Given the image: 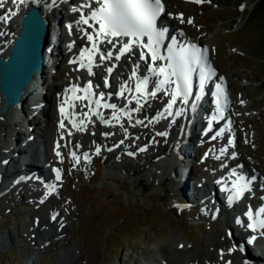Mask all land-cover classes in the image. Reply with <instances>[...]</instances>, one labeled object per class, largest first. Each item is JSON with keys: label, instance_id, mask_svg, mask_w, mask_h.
Returning a JSON list of instances; mask_svg holds the SVG:
<instances>
[{"label": "rangeland", "instance_id": "1", "mask_svg": "<svg viewBox=\"0 0 264 264\" xmlns=\"http://www.w3.org/2000/svg\"><path fill=\"white\" fill-rule=\"evenodd\" d=\"M216 1L219 3V8L211 7V11L209 13L204 11L202 18H200L197 14H201L203 11H199L197 7L189 6L186 8L185 5L171 3L170 5L172 8H169L170 5L168 0V14L172 13V15L175 16L176 12L174 9L181 8L187 13H196L195 15L198 17L195 18V23L207 24V28L210 29V34H208L207 38L211 39V43H216L219 46L218 65L228 74L231 78L230 80H232L233 84L236 86L234 87L232 85L234 90L233 95L238 98V103L242 102L243 109H253L249 112L250 117L254 112L261 111V114L255 116L251 121L254 125L250 124L249 128L252 134L255 133L254 130L256 128L255 138L250 139V143H252L251 150L253 151L252 154L256 153L261 159L262 168L264 170V81H262L264 79V16L260 17L259 15H253V17H251L252 15H250V12L256 0H244L245 2L241 3V6L245 7L243 12L235 7L239 0H224V3H221L220 0ZM240 12L242 15L236 17ZM232 24H234V26H232ZM225 30L230 32L226 33ZM61 37L63 38V35H61ZM65 43L60 47V56L56 57L55 64L53 65V67H56L57 76L49 74L47 80V83H55L54 85L56 86L60 85L59 83L64 86L62 83H65V86L62 89L60 88L62 92L61 98L56 99L59 102L57 106H54V99L47 101V96L53 93L55 94L56 92L59 94L60 92V89L57 90V88L53 87L45 99L46 108L48 107L51 109L52 105V108L56 109L57 130L58 125H61L60 123H68L67 113L64 112L62 116L60 111L61 107L59 106L60 103L62 105V102H65L63 96L65 95L67 87H70L67 86L66 83L69 82L71 85L73 81H75V75L77 80L80 78L79 74H76L73 69L66 68L69 53L65 48ZM47 70H51V68L47 67L46 71ZM98 70V74L89 81L91 82L92 90L101 89L99 81L102 80V78L99 74L101 73L100 71L104 73V70L102 68ZM116 70L114 71V81L107 79L108 84L113 86H116L115 82L119 84L118 77L122 78V75L118 74L121 73L118 72L120 70ZM47 72L49 73V71ZM104 81L103 79V86L105 84ZM54 97L55 96H52V98ZM160 100L159 98H155L152 105H158ZM50 111V114H53V111ZM94 111L99 112L105 120L110 118L108 116V111L105 109ZM46 113L49 114L47 110ZM46 113L39 112L40 116H35L34 118L35 123L32 121L30 122V125L35 126L33 135L41 128L39 122L43 123L41 125L42 127L45 125V120L48 122ZM146 116L148 117L149 115ZM97 118L96 115L91 116L89 123L80 129L84 139L93 141V139H90L95 137L93 134L102 130L104 134L107 133L108 136L111 137L117 134L122 138L125 133H128V136H126L125 139H120L118 143L110 141V143H117L113 144V147L110 146V143L108 144V148L105 147L103 157L106 158V162L104 161L101 165L96 179L94 178V180H92V178L89 177V175L92 174L91 168L83 169V166L86 164L85 162H83L84 165L82 168H79L76 164L68 167V165L65 166V163L68 161L70 165V160L59 162L56 157L50 158L49 155H52V153L46 151L44 152L45 156H43V154L41 156V158L46 161L43 170L47 174V180H45V182H51L56 176L55 171L51 169L53 166L52 163L57 168L61 169L62 176L64 177L67 176L68 167V175L71 177L67 180H70L69 182L59 181L60 183H55L58 186V191L56 190L57 187L54 186V190L51 192L50 190L44 191V187L42 186L44 182L42 179L38 180L39 187H34L29 184L26 186L19 185L18 191L15 190L16 196H12L4 190L0 191V229H3L0 231V261L2 264H13L12 261L16 258V256H14L16 253H23L26 251L28 256L33 255L31 251L23 248L25 245V238L22 237V233L28 223H37L35 215L45 210L46 206L44 204L47 199L54 193L55 195L62 193L63 188L66 186H68L70 192L67 197V202L70 204L72 215L76 217L75 221L71 224L67 220V217L61 214L59 209L54 207L49 210V215L50 217H59L61 225L67 228L65 236L67 235L68 239H71L72 229L77 232L71 239L70 245L78 251V255L80 256L78 264H156L157 260L158 262L160 261V263L163 260L165 264V257H167L168 254L167 251H164L163 244L171 243V245L176 247H190L204 254L206 250L205 245L211 241H215L216 238L219 239L221 236H223V239L225 236L227 239L233 238L230 237L228 233H223L218 237V224L206 225L204 221L199 222V220L193 217L192 213L183 216V211L180 209L182 205H176L177 210H172V207L175 206L173 199L177 202L178 197L175 191L172 190V185L170 189L166 191L165 187H163L166 186V184L162 186L159 184L160 179H162L164 175H167L169 170V166L166 164L169 161L165 158L166 154L162 153L155 159L150 157L149 160L151 161L148 160L147 162L144 160L145 163L143 162L142 166H132L131 169L124 168L125 162L131 163L132 160H136L137 158L142 159L145 153L151 151L152 147L156 146L158 143L154 144L152 141H147V143H145L143 141L146 136L141 133L139 129H145L146 123L144 121L142 124H137L136 121L132 122L131 119L125 115V118L119 119V122L116 120L112 121L110 118L112 121L110 124L101 123V126H97V122L98 124L100 122ZM0 120L2 121L0 125V146L2 147L5 143V147H7L8 143L13 140L10 139L8 134H5L4 137L5 132L11 133L8 129L10 127V115L4 118L1 117ZM137 120L140 119L138 118ZM167 124L168 122L165 117L162 119H153V121L149 123V125L155 126L154 129H156V133H166ZM16 125L17 123L15 126ZM121 125H123V127H121ZM69 126L70 125H66L65 128L67 129ZM107 126H110L109 131L104 130L108 128ZM112 128L116 129V133H113ZM152 128L150 126L148 127V129H151L148 135L153 131ZM241 130H243V128ZM17 131V138H20L18 141L21 143L22 136L25 135L26 129L22 130V128L17 126ZM86 133L91 134L90 138ZM104 134L102 135L103 138H105ZM37 136H39L41 140L42 135L38 134ZM53 136L56 137L55 133L51 136L52 141ZM244 136L245 134L242 133L241 139H243ZM51 137L48 138L47 145L49 141L52 142ZM111 137L106 138L111 139ZM5 138L7 140L6 142ZM70 139L67 143L71 142L70 145L73 146L76 141L73 140V137ZM149 140L153 139L149 138ZM253 140L254 142H252ZM82 141L85 142L84 140ZM121 141H123V143H121ZM170 141H172L171 138ZM224 141L225 137H220L206 144L207 150L203 154L202 161L197 163L198 165H195L196 172L191 171L190 173L192 178L197 176L199 179L203 178V172L212 173L213 176H217L218 173L220 174L224 170L228 165V159L226 160V158L219 157L222 155L221 150L226 149L222 144ZM77 142L81 144L80 141ZM135 144L139 148H136ZM160 144L161 143L157 146ZM31 145H33V143H31ZM124 145L128 148L131 147V151H133L131 155L126 153L129 152L127 148L125 150L126 152H123V150L120 151L121 148L119 149V147H124ZM145 146V153L140 152ZM39 148L40 142L38 145V152L40 150ZM86 150H88V146ZM135 150L138 154H136V158H133ZM2 152L3 150H0V154ZM4 152L3 154H5ZM113 152L114 155L112 159H108L109 153ZM215 152H217V154ZM223 154L227 156L230 153L226 149ZM59 157H62V154ZM217 157H219V159H217ZM1 159L2 157H0V160ZM8 160V158L3 159L5 162ZM48 161L50 166L48 165ZM196 173L199 175H196ZM204 177L209 179L208 177L210 176L204 175ZM144 185L145 188L149 189L147 192L143 190ZM31 190L37 193H33ZM9 195L12 199H10ZM161 196H164L166 199H162ZM249 198L252 200V197L249 196ZM180 201L182 202L181 199ZM114 223H116V225ZM221 223L220 225L226 229L225 223ZM69 225H71V227ZM30 234L32 233L30 232ZM80 237L88 243V246H83V244L79 242ZM27 238L35 241V235L33 236V234L32 236L28 235ZM244 241L245 240L242 238V242ZM235 246L229 247L234 250ZM11 247L13 252L10 251ZM121 247L122 251H120ZM227 251L226 249L217 251V258L219 257L220 260L224 259ZM34 256L39 258L43 264L50 261L52 264H59L57 259H52L49 252H43L40 255L34 254ZM190 256L191 254L188 251L184 252L180 258L181 264H199L198 261L192 260ZM202 262L203 264H211L204 255Z\"/></svg>", "mask_w": 264, "mask_h": 264}, {"label": "snow or ice", "instance_id": "2", "mask_svg": "<svg viewBox=\"0 0 264 264\" xmlns=\"http://www.w3.org/2000/svg\"><path fill=\"white\" fill-rule=\"evenodd\" d=\"M5 0H0V7H3ZM13 3L26 4L28 0H12ZM33 3L38 2V0H32ZM53 5H55L56 0H52ZM196 3H201L203 0H194ZM95 4L98 7H95L91 11L90 19L95 21L96 24L99 25V28L94 32L90 33L85 31L84 36L87 41L90 43L91 47L83 48L80 51L81 61H73V63H80L81 69H86L89 76L94 75L93 73V65L95 62V57L98 56L100 60H111L113 59V52L106 51L102 52L99 44L107 43L116 48V53L114 59L116 61L121 60V58H127L133 53V50L136 48L141 49L139 53V59L141 61H145L146 56L143 49H147L149 55L151 56V60L153 64L157 61H166V64L153 67L149 66L147 71L155 77H162L155 83V91L150 93L151 97H155L157 92L164 90L165 86L175 85L171 92L170 102L167 104V108L165 111L168 115H172L171 109L175 104L178 97H182L183 102L185 104L188 103L189 97L192 96V78L194 74L199 75V88L200 93H203L205 83L208 79H210L213 75H215L214 71L210 68L207 62V49H199L194 44H188L187 46L178 44L176 38L171 37V43L167 46L166 54L161 53V46L164 43L165 36L168 32L166 27H158L157 21L165 13V8L162 3V0H95ZM84 7H89L88 4H85ZM12 16H15L16 13L12 12ZM6 17H0V21H6ZM181 22L183 23V17L181 16ZM78 23H82L88 25L91 29L93 25L89 23V18L85 16H81V19ZM188 23H192L191 20ZM71 28V25L69 26ZM4 33H0L3 35ZM183 35V33H181ZM103 38L102 40L100 38ZM124 37L127 38L125 41L120 42L119 38ZM146 38V43H145ZM99 41V43H98ZM117 44L119 46L117 47ZM87 58V63L82 62L84 58ZM139 67L138 65L136 66ZM107 72L111 74L113 72L112 67L107 68ZM131 79H137L138 83L136 84L135 91L144 95L147 92V86L149 84V77L144 76L143 79H139L137 77L136 68L133 69ZM105 87L108 86V81L105 79L104 81ZM217 92L214 93L216 96V111L220 114L219 118H223V109L227 106V96L224 94L221 85H216ZM73 92L79 91V89H72ZM87 92V96L85 97H76L77 99H88L92 93V85L89 82L88 87L84 89ZM125 91H131V89H127L125 85H121V89L118 95L123 96ZM101 98H103V94L101 93ZM201 95L197 94L195 99L200 100ZM69 102L65 100V104ZM96 107H104L116 109L115 104H100V100H96ZM137 107L134 109L135 111H141L143 105L140 104V100H136ZM69 107H73V105H69ZM196 105L193 104L192 108L195 110ZM62 116L64 115L65 108L62 105L60 108ZM183 109L177 111L175 113L176 116L181 115ZM93 115H96L101 123L108 124L103 116L99 112H94ZM162 116V114H158ZM217 116H213L208 121V130L212 129V122L217 120ZM113 119L119 122V117L114 115ZM174 122V121H173ZM82 123V122H81ZM137 124H142L143 121L137 120ZM231 123V122H229ZM60 127H64L63 123H61ZM79 128V126H77ZM123 127V125H121ZM107 135V133H105ZM157 135L165 136L167 133L160 132ZM223 135V130L216 133L212 139H216L217 137ZM123 143V141H121ZM229 144H234V140L230 139L228 141ZM59 147V145H58ZM111 150V149H109ZM145 149H141L144 151ZM97 154H99V147L96 149ZM226 149L221 150V154H223ZM130 155L132 153H129ZM57 156H60L59 151L56 153ZM74 158L75 153L72 154ZM87 158V157H86ZM78 160V158H76ZM219 159V157H217ZM240 167H243L242 165ZM56 179H60V170L56 169ZM232 176L236 177V180L233 181V188L227 189L226 191H233V195L229 197V203H232L234 199H241L244 197V194L250 191V181L246 180V178L242 175H237L236 170L233 169ZM254 179V177H253ZM50 192L54 190L53 185L48 186ZM264 214V207L260 208L256 212V216H261ZM249 221L254 220L253 211L249 208V211L246 213ZM55 219V216H53ZM241 221L237 220V223ZM257 227L264 230V219H259L254 223H249L248 228L252 231H256ZM255 237H253V240Z\"/></svg>", "mask_w": 264, "mask_h": 264}, {"label": "bare ground", "instance_id": "3", "mask_svg": "<svg viewBox=\"0 0 264 264\" xmlns=\"http://www.w3.org/2000/svg\"><path fill=\"white\" fill-rule=\"evenodd\" d=\"M52 12L55 13V10ZM84 14H86V12L84 10H82V9L79 10L75 15L76 21L79 22L81 19V15H84ZM58 15H60V14H57L56 16L58 17ZM0 17H2L1 13H0ZM167 18L170 22L174 23V18L172 16L167 15ZM56 22H57V20H56ZM79 25H80V28L82 29L83 32H82V34H74V39L72 40L75 43V54L73 56V61H80L81 49L86 48V47H88V48L90 47V44H88L89 42L87 41L86 37L84 36V32L85 31L90 32V31H93L92 29H94V27L90 29V28H88V26H85L82 23H79ZM0 28H3L4 31L11 33L13 31H15V23L10 22V21H0ZM179 28H183V27L179 26ZM61 35H60V38L64 39V35H63V38L61 37ZM8 44H9L8 35H7V37L0 35V54L4 53ZM123 60H126V59L124 58ZM113 61H115V60H113ZM73 64H75L74 68L77 69L78 63H73ZM109 65H110V67H112V64H109ZM118 74H121V73H118ZM99 75L101 76V73ZM103 75L104 74H102L101 77H103ZM107 75H108V73H107ZM105 77L106 76H104V78ZM126 78L128 80V76ZM54 87L57 88V90L60 88H63V86L61 84L58 86L54 85ZM58 96H59L58 92L55 93L54 98H52V96L49 95V96H47V99H48L47 101H51L54 99L53 101H55V103H56L57 102L56 99L59 98ZM151 99H152V97H149V99L143 105L145 108L147 107V109L144 111L145 117H146V115H149L148 117H153L156 113L155 109L150 110L148 107L149 102H150L149 100H151ZM118 104H120V103L118 102ZM130 106L134 107V104H131ZM45 109L50 114V112H51L49 110L50 108L45 107ZM230 112H231V109H230ZM233 120H234V118H233ZM31 121H32V119L30 120V122ZM53 121H54V114L51 113L50 121L46 125H43V130H42V134H41L42 136H41V140H40V148H39L40 150L38 152V155L40 157L42 156V154H43V156H45L44 152L48 151L47 150V140L49 137H51L55 133ZM30 122H29V124H30ZM153 123H155V122H153ZM180 123H181V121L177 122L176 127L181 126L182 124H180ZM235 125H236V123H235ZM31 126L34 129L35 126L34 125H31ZM109 127H108V129L105 128V131L106 130L109 131ZM146 128H147V126H146ZM179 128L181 130V133L187 135V133L190 131V129L192 127L190 125H186V126H181ZM132 130H134V129H132ZM142 132H143V134L147 135L145 137V140H143L145 143H147V141H151V140H149V138L153 139L152 141H157L158 144L161 143L159 146H156L155 148H153L150 151V153L146 154L144 152L145 153V161H148L150 157H152V159H154V157H156L157 154H159L161 150H165L167 148V146H169V142L165 137L160 138L158 135L157 136L155 135V133H156L155 130H153L151 132L152 135H148L149 131L148 132L142 131ZM191 132H194L195 134L197 133V131L195 129L191 130ZM171 135L174 136V138L176 139V131L175 130L172 131ZM56 136L59 137V134ZM18 139H20V138H15L14 140H12L11 142L8 143L7 147L4 148L5 154L2 156V159L8 158L9 160L5 162L6 164H4V163L2 164L0 162V168H1L0 181L1 182H3L4 180H7V179L16 180L17 178H20L19 176H22V174H23L20 171V163L23 161V159H24L23 156L26 155V151L23 150L22 142L20 143V141H18ZM69 139H70V136L66 137V142H68ZM95 139H96V142L97 141L98 142H100V141L105 142L106 146L108 147V144L110 143V141L117 142L118 140H120V137L119 136H117V137L113 136L112 139L105 138V140H102V137L100 135H96ZM159 139H161V140H159ZM73 140L76 142L77 141L81 142V149H83V150L87 149V144L81 140V138L79 137L78 134L73 136ZM187 140L190 143L189 139H187ZM49 144L51 145L52 142H50ZM135 146H136V148H139L136 144H135ZM152 146H154V145H152ZM122 150L125 151L126 147L124 149L121 148L120 151H122ZM131 150L132 149H130V150L128 149L129 152H131ZM113 154H114V152H113ZM113 154L110 153L108 158H112ZM135 154H133V156H135ZM49 157L53 158L54 156L49 155ZM7 164H11L10 169L7 168ZM67 165H69L68 161L65 163V166H67ZM138 165L142 166L143 162H141L140 160L139 161L137 160L136 163H134L133 165H131L130 163H126L124 168L131 169L132 166H138ZM168 166L170 167L171 170L176 168V164L174 161L173 162L171 161L168 164ZM26 168L28 169L26 174H27L28 178H30L31 180L27 181L26 179H28V178L22 179L21 181H19L18 184L22 185V186H26L29 184V185H33L34 187H39L38 180L35 179L33 176L34 175H41L44 172L43 171L44 169L37 166L35 161H30L28 163V165H26ZM195 179H199L198 176L192 178L191 174H189L187 177L182 178L180 180L179 187L176 188L175 194L179 199L182 200L183 203L190 204L193 200L196 201V195H195V189H196L195 183H196V181H195ZM211 179H212V176H210L209 179H204L205 180L204 183H207V187L210 188L209 198H213V201H211V205L216 206V205H218V199L220 200V197L217 195L215 187L211 183ZM53 180H51L52 183H53ZM165 181H166L165 178H163L162 181L160 182V184L165 185V183H164ZM58 182H56V183H58ZM40 188H41V186H40ZM9 192L12 196L13 195L16 196V194H15L16 191L14 189H9ZM69 194H70V192H69L68 186L63 188L62 193H60L58 195H55V193L52 194L47 199L46 203L44 204L46 206L45 210L43 212H39L37 215H35L36 216L35 219L37 220V223L36 224H31V223L27 224L24 232L22 233V237L25 238L24 239L25 245L23 246V248L31 251V254H33V255L29 256V258L27 259V262L29 260H31L30 262L37 261L38 258H36L34 256V254L40 255L43 252H49L51 254L52 259H54V258L57 259L59 264H78V262L80 260V256L78 255V251L76 248H74V247H72V245H70L71 239L76 235L77 232L73 231V229H72L71 239H68L67 235L65 236V234L67 233V228L65 226L61 225L59 217L57 216V217H55V219H53V217H50V215H49V210L52 207H54L56 209H59L60 213L64 214L67 217V220L71 224L75 221L76 217L72 215V211H71V208L69 206L70 204L67 202V197ZM232 205L234 206V203ZM205 208L208 209L209 206H207ZM202 210H200V212H202ZM220 211L221 210L217 211V215H219V216L221 215ZM224 215H225V217L227 216V218H229L230 214L228 212H225ZM209 216H210V214H209ZM219 216H217V218ZM69 226L71 227V225H69ZM218 226H219L217 229L218 237L221 236L223 233L224 234L228 233L229 232L228 230H230V229L232 230V226L230 225V222H228V221H227V223H225L226 229H224L222 227V225H218ZM30 232L33 234V236L35 235V241L27 238L28 235L32 236V234H30ZM242 238L244 240L243 235L241 237L238 236L237 238L236 237L234 238V236H233V238H231V239H227L226 236L224 239H221V238L217 239L216 238L215 241H211L207 245H205L206 250H205L204 254L202 252L200 253L199 251H197V249L194 250L193 248H190V247H188V248L176 247L174 245H171V243L163 244L162 246H163L164 251H167V254H168L167 264H181V261H180L181 255L186 251H188L191 254V256H190L191 259L194 261H198L199 264H203V262H202L203 255L205 256L207 261H209L211 264H219L220 261L218 260V258L216 256V252L219 250L225 249L227 246L232 247V246L236 245L233 255L229 256V257L226 256V257L228 259H230L231 261H233V262H231V264H240L241 263V255H240L238 247H239V245L242 244ZM79 242H81L83 244V246H88V243L81 237L79 238ZM245 245H246V243H245ZM246 246H247L246 247L247 250L249 249L250 254L253 255V261H255L256 259H254V257H256V254L253 252V250L248 248V245H246ZM245 254H246V258H250L248 251H246ZM256 263H257V260H256ZM47 264H52V262L50 261Z\"/></svg>", "mask_w": 264, "mask_h": 264}, {"label": "water", "instance_id": "4", "mask_svg": "<svg viewBox=\"0 0 264 264\" xmlns=\"http://www.w3.org/2000/svg\"><path fill=\"white\" fill-rule=\"evenodd\" d=\"M46 23L38 9L29 11L23 28L15 40L8 59L0 58L1 81L8 104L17 103L26 85L43 68V45L46 40Z\"/></svg>", "mask_w": 264, "mask_h": 264}, {"label": "trees", "instance_id": "5", "mask_svg": "<svg viewBox=\"0 0 264 264\" xmlns=\"http://www.w3.org/2000/svg\"><path fill=\"white\" fill-rule=\"evenodd\" d=\"M250 15H252L251 17H253V15H259L260 17L264 16V0L256 1Z\"/></svg>", "mask_w": 264, "mask_h": 264}]
</instances>
